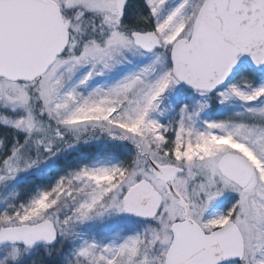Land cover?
<instances>
[{
    "label": "snow or ice",
    "instance_id": "6c2138e0",
    "mask_svg": "<svg viewBox=\"0 0 264 264\" xmlns=\"http://www.w3.org/2000/svg\"><path fill=\"white\" fill-rule=\"evenodd\" d=\"M0 264H264V0H0Z\"/></svg>",
    "mask_w": 264,
    "mask_h": 264
}]
</instances>
